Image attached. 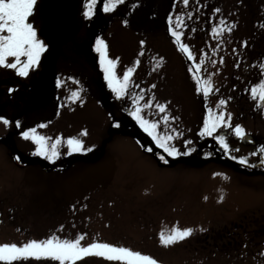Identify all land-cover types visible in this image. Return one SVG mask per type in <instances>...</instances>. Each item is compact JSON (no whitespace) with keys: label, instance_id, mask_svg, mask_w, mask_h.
I'll use <instances>...</instances> for the list:
<instances>
[{"label":"rangeland","instance_id":"obj_1","mask_svg":"<svg viewBox=\"0 0 264 264\" xmlns=\"http://www.w3.org/2000/svg\"><path fill=\"white\" fill-rule=\"evenodd\" d=\"M72 2L63 19L72 38L48 73L47 109L16 121L8 110V125L0 122V244L83 235L82 245L95 240L128 247L158 264H264V153L258 151L264 106L251 96V87L264 79V0H123L108 13L104 0H96L90 19L83 16L87 0ZM170 14L173 24L177 15L183 20L179 30L192 61L168 32ZM217 26L223 31L213 36ZM97 37L117 60L119 77L135 69L121 99L103 78ZM200 58L205 63L197 75L212 85L207 97L196 92L189 72ZM73 91L78 97L69 99ZM134 94L143 97L140 105L152 101L141 115L157 123L160 135L173 136L169 143L180 155L167 156L128 114ZM157 103L165 104L164 113ZM209 109L231 113L230 124L241 125L246 138L223 126L200 136ZM29 128L49 138V149L59 137L60 155L53 161L33 155L36 145L20 135ZM217 134L229 144L227 155ZM69 137L92 150L69 154ZM189 147L193 151L184 155ZM174 226L193 232L161 245V231L168 235ZM77 264L115 262L91 256Z\"/></svg>","mask_w":264,"mask_h":264},{"label":"snow or ice","instance_id":"obj_2","mask_svg":"<svg viewBox=\"0 0 264 264\" xmlns=\"http://www.w3.org/2000/svg\"><path fill=\"white\" fill-rule=\"evenodd\" d=\"M36 3L37 0H0V67L14 69L20 76H27L29 70L36 67L40 60L41 53H43L47 47L46 43L38 38L36 28L29 22V18L33 14ZM121 3H123V0H104L102 11L105 13L111 12ZM188 3L189 0H183L184 5H188ZM95 5L96 0H87L83 11V16L86 19H90L93 16V7ZM216 11L219 12V9H216ZM125 23H127V21H125ZM222 23L223 21H221V24ZM182 24L183 20L181 16L177 15L176 23L173 24L172 15H169L168 32L173 38L174 43L178 46V50L184 53L189 61H192L194 60L193 53L189 45L182 42L181 39L183 33L179 29ZM221 31H223V29L219 26L212 28L213 36H218ZM228 31H231V27H229ZM143 43L142 41L141 44ZM94 50L99 54V63L107 87L117 99L123 98L128 93L135 69L133 67H128L123 72L122 78L119 77L116 72L117 60L109 57L107 45L100 37L96 38ZM22 57L24 59H22ZM9 58H11V62H9ZM135 63L139 64L140 61L137 60ZM204 63V58H200V62L190 67L189 72L192 73V79L195 81L196 92H202L203 95L207 97L212 90V85L209 80H202L201 77L197 75V73L202 70V65ZM261 67L264 68V65ZM60 85L61 82L57 80V86L59 87ZM251 96L254 100H257L258 106H264V79H261L258 84L251 87ZM77 97L78 92L73 91L69 99H76ZM142 99L143 97L139 95L134 94L132 96L131 103L133 105V110H130L128 114L136 121L139 127L151 137L156 146L167 154V156L175 157L180 155L181 153L177 148L169 143V141L173 139V136L160 135L156 131L157 123L141 115L142 108H147L149 104L152 103V101H149L148 103L140 105L139 101ZM225 104V100L221 99L219 101L220 106ZM156 107L161 113L166 111L165 104L157 103ZM208 112L209 114L204 117L203 126L199 132L200 136H213L217 129L223 126L234 133L235 137L240 139L246 138L247 134L241 125L236 124L233 127L230 124L231 113H225L224 111L212 113L211 109H209ZM163 119L167 121L169 117L164 116ZM0 122H3L6 126L9 123V121L2 116H0ZM16 126L20 127L19 122H17ZM44 126L43 124L39 125L41 128ZM115 126L118 127L119 125L117 124ZM20 135L23 139L31 140L36 145L33 155L42 156L48 161H53L60 155L58 151V145L60 144L59 137L56 138V141L51 144V148L49 149L47 146L49 138L39 135L36 128L24 130ZM80 135L86 136L87 132L82 131ZM215 140L227 155L229 152V144L225 136L217 134ZM190 143L191 141H185L186 145ZM66 144L69 154L90 152L92 150V148L85 146L83 139L76 137H69ZM149 151H151V149H149ZM192 151L193 149L189 147L183 154L188 155ZM258 151L264 153V146H261ZM251 155H256V153L253 152ZM160 158L164 159L163 156ZM232 158L237 159L236 157ZM17 159H19V157H17ZM239 163L246 165V158L239 157ZM260 164L264 165V156H261ZM192 232V228L181 229L174 226L168 235H165L164 232L161 231L159 234V242L163 246H169L189 237ZM82 240L83 235H77L75 238L68 239L52 234L45 239H30L19 245L17 243H2L0 244V264H21V262L30 260H36L38 262L51 261L53 264H77V262H81L84 258L91 256L104 258L109 262H115V264H158V261L150 255L142 254L139 251H133L128 247L115 246L95 240L87 245H82Z\"/></svg>","mask_w":264,"mask_h":264},{"label":"flooded vegetation","instance_id":"obj_3","mask_svg":"<svg viewBox=\"0 0 264 264\" xmlns=\"http://www.w3.org/2000/svg\"><path fill=\"white\" fill-rule=\"evenodd\" d=\"M73 7L72 0H37L29 22L36 28L38 38L47 47L41 53L36 67L29 70L28 77L24 76L27 77L25 83L19 80L20 75L14 69L0 67V116L6 118L5 112L10 110L16 115L11 120L16 121L26 115L34 116L36 112H40L39 109L41 112L47 109V104H44L50 86L46 87L50 81L47 76L51 65L53 67L56 58L72 38L63 31L66 23L63 19L71 14ZM22 99H26L25 102Z\"/></svg>","mask_w":264,"mask_h":264}]
</instances>
